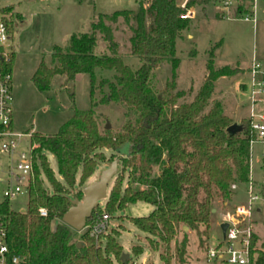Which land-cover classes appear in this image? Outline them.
<instances>
[{"label": "trees", "instance_id": "trees-1", "mask_svg": "<svg viewBox=\"0 0 264 264\" xmlns=\"http://www.w3.org/2000/svg\"><path fill=\"white\" fill-rule=\"evenodd\" d=\"M210 3L213 0H188L182 8L177 0H150L148 6L141 2L136 12L125 9L101 13L92 23L90 32L73 34L66 48L56 45L50 60L40 61L32 76V83L38 90L50 89L56 75H64L69 83L85 73L90 77L92 108L76 109L53 134L32 133L35 178L29 190L28 206L25 211L14 210L9 199L0 201L7 243L12 253L24 258V264H113L114 258L119 264H136L131 257L130 261L121 260L124 251L118 233L101 234V240L105 241L100 242L85 231L78 247L76 230L61 221L72 205V190L95 173L106 156L105 149H112L117 158L120 157L117 151H125V156L121 157L122 170L116 176L105 205L99 204L93 210L87 226L105 213L114 216L127 205L147 202L154 209L147 216L133 217L132 223L164 244L166 253L161 255L164 264H171L167 254L182 225L196 231L199 243L205 246L207 259L211 242L206 243V239L214 203L222 201L228 207L248 185L251 140L257 136L251 119H242L238 123L241 129L229 131L233 121L224 113L220 101H215L209 111L204 112L215 81L230 74L228 67L216 69L210 61L209 74L193 100L178 106L175 96L158 95L151 82L155 69L163 60L171 58L175 65L178 64L177 41L192 24L191 18L183 17L186 9ZM2 10L12 32V7ZM243 10L245 6L240 5L237 14ZM120 16L132 31L131 53L141 62L137 69L124 61L114 40L113 27L107 23L117 21ZM148 17L152 18L150 24H147ZM99 33L109 53H95ZM12 62L9 69H12ZM98 68L115 71V81L103 79L100 82L110 87V94L104 101L125 103L137 112V124H127L123 132L99 128L93 109ZM46 152L56 158L59 177ZM155 166H159L160 171L154 175ZM43 176L50 187L45 186ZM133 183L139 186L134 188ZM234 184L239 188L233 189ZM40 207L47 209V216L40 215ZM55 218H60V222L52 228ZM256 244L254 233L252 252L257 253L256 264H264V250L257 249ZM186 247L184 234L175 248L179 264L186 263ZM132 252L139 256L143 249Z\"/></svg>", "mask_w": 264, "mask_h": 264}, {"label": "rangeland", "instance_id": "rangeland-1", "mask_svg": "<svg viewBox=\"0 0 264 264\" xmlns=\"http://www.w3.org/2000/svg\"><path fill=\"white\" fill-rule=\"evenodd\" d=\"M150 0H0V11L6 7H12L14 16L10 39L13 52L12 62V93H13V121L14 128L24 133L40 132L53 134L60 126L69 120L76 109L86 110L91 105V84L88 74H79L73 82L66 83L64 75H56L51 82L50 89L38 90L32 83V76L42 59L50 60V56L56 45L66 48L73 34H81L92 30V23L97 20L99 14H109L118 10L129 9L136 12L141 2L146 6ZM178 3L182 0H177ZM213 4V3H212ZM211 3L197 6L200 15L191 18L190 28L183 32V36L177 41L175 65L171 58L163 60L155 69L151 85L154 91L163 97L175 96L176 106L189 103L193 100L208 74L210 61L216 69L228 67L230 74L222 75L215 81L213 93L204 112H208L215 101H220L224 107V113L233 123H239L242 119H251V107L248 101L249 89L247 82L253 57L264 67V0H258L255 8L256 22L243 19H226L217 12ZM203 9L208 10L209 16L202 15ZM3 12V10H2ZM7 16L10 17L8 13ZM152 21L147 18V24ZM113 27L114 40L118 43V51L124 61L137 69L141 62L134 56L131 48L130 37L132 31L130 25L120 16L115 22H107ZM133 23V22H132ZM96 54L109 53L108 45L103 40L102 34H98ZM97 82L94 90L96 105L93 107L96 119L101 131L106 130L109 123L113 133L125 131L129 123L137 124V112L125 103L116 101H104L110 94L108 83L100 85L101 80L115 81V71L98 68L96 70ZM258 113H264V103L256 105ZM29 137L22 141L21 148L29 146ZM264 145L256 141L251 145V180L254 190L264 198ZM105 158L100 161L95 173L86 182L72 190L73 198H81L84 188L97 180L107 162L112 161L118 155L112 149H105ZM54 173L59 177L57 160L53 154L46 152ZM8 157L0 152V162L5 163ZM122 170L120 161L119 171ZM159 166H155L153 174L159 173ZM117 176V175H116ZM116 176L108 185V194L113 186ZM44 177L45 186L50 187L48 179ZM238 185V184H237ZM133 183V187H138ZM239 187V185H238ZM238 189V188H237ZM246 190L242 188L240 194L225 207L222 201L214 203V211L211 216L209 237L203 239L206 243L216 242L222 236L219 222L221 213L245 201ZM108 198V196H107ZM107 198L100 201L105 205ZM0 199L2 196L0 194ZM29 194L23 192L11 198L10 205L14 210L26 209ZM260 211L253 216L254 230L257 237V249L264 250V200L256 204ZM154 206L143 201L127 205L125 210L118 211L106 221L104 235L110 232L119 234V241L123 246V253H129L131 261L136 264H164L161 255L164 244L157 237H152L139 230L132 218L147 216ZM62 221V220H61ZM60 222V218L52 221V228ZM178 227L176 236L170 244V252L167 254L171 264H179L175 248L180 243L184 234L187 236L186 263L185 264H224L207 260L205 246L199 243L195 230L188 227L184 231ZM82 231H76L75 240L81 241ZM97 241L100 236L95 237ZM143 249V253L135 256L132 250ZM126 261H130L129 258ZM113 264H119L116 258Z\"/></svg>", "mask_w": 264, "mask_h": 264}, {"label": "built area", "instance_id": "built-area-1", "mask_svg": "<svg viewBox=\"0 0 264 264\" xmlns=\"http://www.w3.org/2000/svg\"><path fill=\"white\" fill-rule=\"evenodd\" d=\"M258 0H213V7L228 19H243L256 22L255 8ZM188 0L179 2L180 7L185 8ZM245 6V10L237 14L238 7ZM185 18H195V7L187 8L183 14ZM11 31L5 20V15L0 12V152L8 157L5 163L0 162V194L4 199L28 192L35 178L34 159L35 145L31 141V133L15 130L13 121V93H12V69L9 65L13 59L10 39ZM249 89L248 101L251 107V126L256 134L252 143L259 141L264 145V113L256 111V105L264 103V67L254 59L247 82ZM29 137V146L21 148L22 141ZM264 160V151H263ZM233 189L239 188L234 184ZM264 198L255 192L254 183L250 179L245 201L238 202L232 210L221 213L222 223L228 227L216 242H211L207 251V260H213L224 264H256L257 253L252 252V240L255 233L253 216L259 210L258 201ZM41 216H47L45 207L39 208ZM109 215L103 214L86 226L87 231L93 237L100 236L107 228L106 221ZM0 264H24L21 255L14 254L7 243V229L5 222L0 217Z\"/></svg>", "mask_w": 264, "mask_h": 264}, {"label": "water", "instance_id": "water-1", "mask_svg": "<svg viewBox=\"0 0 264 264\" xmlns=\"http://www.w3.org/2000/svg\"><path fill=\"white\" fill-rule=\"evenodd\" d=\"M73 82H71V87L73 89ZM110 124L106 125V128L109 129ZM238 129H241L237 123H233L229 126L228 130L235 132ZM120 155L119 158L114 159L113 161L107 162V167L103 169L100 173V176L97 180L93 181L87 185L83 190V195L81 198H72V205L69 209L63 214L62 221L69 225L76 231H82L87 226V219L91 217L93 210L100 204V201L107 198L108 196V185L111 180L118 174L119 164L121 157L125 156V151H117ZM215 209H213L214 211ZM25 211V209H21ZM228 227L227 223L221 224V229L225 233ZM184 231L188 230V226H183ZM81 246V242H78V247ZM130 257L129 253H123L121 260L126 261Z\"/></svg>", "mask_w": 264, "mask_h": 264}, {"label": "crops", "instance_id": "crops-1", "mask_svg": "<svg viewBox=\"0 0 264 264\" xmlns=\"http://www.w3.org/2000/svg\"><path fill=\"white\" fill-rule=\"evenodd\" d=\"M215 9V8H214ZM216 10V9H215ZM195 11H196V17L195 18H197L199 15H200V10L198 9V8H195ZM209 13H208V10L207 9H203V11H202V15H204V16H209L208 15ZM201 16V15H200ZM227 19V18H226ZM255 59V56L253 57V60ZM252 60V61H253ZM251 157H252V155H251ZM251 178V177H250ZM258 211H260V208H259V210Z\"/></svg>", "mask_w": 264, "mask_h": 264}]
</instances>
